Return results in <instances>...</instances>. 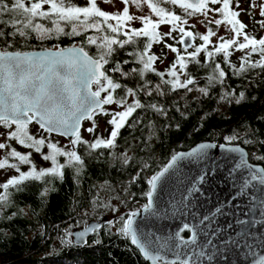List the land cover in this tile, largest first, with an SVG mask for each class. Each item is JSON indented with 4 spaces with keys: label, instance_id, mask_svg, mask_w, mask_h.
<instances>
[{
    "label": "snow or ice",
    "instance_id": "obj_1",
    "mask_svg": "<svg viewBox=\"0 0 264 264\" xmlns=\"http://www.w3.org/2000/svg\"><path fill=\"white\" fill-rule=\"evenodd\" d=\"M103 2L115 6V0ZM119 2L122 9L109 13L99 7L98 0H85L83 6L72 0H0V25L4 26L0 28V40L8 48L12 47L8 37L24 40L34 37L41 41L84 37L79 44H73L70 48L54 45L53 49L38 52L8 51L7 48L0 50V128L4 129L0 132V152L3 153L0 155V170L8 168L17 173L0 183V213L11 202V189L22 190L20 186L26 181L45 180L50 183L57 179L63 180L66 168H72L78 174L84 166L78 147L85 146L89 153L97 149L114 150L118 146L116 141L120 130L138 109H151L167 116L166 109L158 103L142 102L141 96H163L168 91L175 92L179 89L193 91L197 80L189 70L190 64L208 70L205 86L197 89L205 96L217 84H225L228 72L222 64L227 65L232 74L237 76H245L256 69L264 73V37L257 38L245 30L247 25L239 19L245 11L240 7V0ZM234 2L235 9H240L239 11L232 7ZM217 5L219 7H215ZM133 7L143 14L130 13V8ZM255 9H259L261 17L255 23L264 29V0H250L247 10L250 18L255 19ZM193 17H203L197 19L196 23L206 28L204 34L191 30L196 27V24H190ZM133 21L140 22L142 27H133ZM161 25H170L169 31H158ZM211 25H215V30ZM222 26L224 34L219 35ZM213 37H216L215 43L212 41ZM167 40L174 43H167ZM197 40L201 43L196 44ZM154 44H162L164 49L175 54L172 63L163 72L157 70L155 64L157 61L163 63L167 53H153L151 50ZM89 48H95V53L90 54L87 50ZM128 48L131 50L126 51V58L113 62L116 53ZM233 52L242 53L239 66L230 60ZM201 53L204 54L203 63L199 59ZM221 55L222 60L217 61L216 57ZM253 56L258 59H253ZM109 64L113 66L107 68L106 65ZM149 73L158 77L157 83L153 84L147 78ZM129 82H133L131 87L128 86ZM233 97L235 103L239 104L244 99V93L236 96L234 92L225 91L221 95V99L229 104ZM111 105L119 110L106 107ZM97 116L110 117L107 123L111 126V131L107 137L96 135ZM84 121H91V126L84 130L93 135L92 141L84 140L81 135ZM33 124L38 126L35 134L30 129ZM56 136L70 138L69 143L59 146V142L54 139ZM226 139L231 143L237 137L230 136ZM11 142L31 151L22 153ZM212 147L215 146L201 144L192 152L173 154L162 169L148 176V188L143 192L147 202L143 204L142 211L156 215L154 194L158 183L179 159L202 158L206 156L205 149ZM228 151L241 150L230 148ZM33 153L39 154L50 166L38 168L32 159ZM110 154L122 164H128L131 159L126 152ZM60 158H63V162ZM257 158L264 160V156ZM22 166H28V170H22ZM240 166L245 167L248 173L243 179L241 194L246 195L245 189H255L257 184L264 193V168L248 164L243 153ZM148 167L145 163L141 172ZM137 179L139 173L133 177L132 182L135 183ZM204 180L205 177L201 176L197 183H203ZM51 190L53 189L46 187L41 195L45 196ZM192 191H199V188L193 185ZM260 207L264 208V199L261 200ZM111 210L118 211L116 208ZM221 212V209H216L217 214ZM138 215L137 210H132L118 218V227L117 222L113 221H109V225L117 227L119 235L130 239L146 261H151L152 264H201L206 259L211 264L214 257L206 254L205 244L198 240L202 230L197 225L184 223L174 236L156 237L148 243L147 234L140 233L138 226L134 227V218ZM259 215L264 218V211ZM205 221L211 223L209 217H204L201 224ZM240 223L252 227L255 221L242 220ZM184 231L191 234L190 239L182 237L181 233ZM62 243L70 241L62 238ZM206 243L211 245L212 241L209 239ZM168 254L175 258L167 259Z\"/></svg>",
    "mask_w": 264,
    "mask_h": 264
},
{
    "label": "trees",
    "instance_id": "obj_2",
    "mask_svg": "<svg viewBox=\"0 0 264 264\" xmlns=\"http://www.w3.org/2000/svg\"><path fill=\"white\" fill-rule=\"evenodd\" d=\"M72 2L81 6L85 4V0ZM98 5L101 8L99 2ZM3 27L0 25V28ZM258 28V25H247L245 30L260 38L262 36ZM158 31L164 32L160 29ZM83 39V36H77L41 41L34 37L27 40L8 37L12 47L8 48L0 40V50H40L53 48L54 45L66 48L79 44ZM167 43L174 42L167 40ZM195 43L200 42L197 40ZM87 50L90 54L95 53V48ZM130 50L128 48L116 53L113 62L126 58V51ZM158 50L166 53L168 49H164L162 44H154L151 51L162 55ZM241 56V52H233L230 60L239 66ZM174 57L175 54L171 53L163 63L157 61L155 67L163 72ZM252 58L258 59L257 56ZM199 59L203 63V53ZM216 59L221 61L222 55ZM112 66L106 65L107 68ZM222 67L228 72L225 84H217L209 90L207 96L197 89L205 86L208 70L194 64L189 65V70L197 80L193 91L179 89L168 91L163 96H141L142 102L158 103L166 109L167 116L151 109H138L120 130L116 141L118 146L114 150L97 149L89 153L85 146L78 147L77 151L84 160L83 169L78 174L74 169L66 168L63 180L57 179L50 183L45 180L26 181L20 186L22 190L11 189V202L0 213V264H149L130 239L118 234V218L132 210H139L146 203V197L143 196L148 188L146 178L158 171L173 153L187 150L204 140L239 144L247 149L251 162L264 167V160L257 158L264 156V73L256 69L245 76H237L232 74L227 65L222 64ZM147 78L153 84L158 82V77L152 73ZM132 83L129 82L128 86L131 87ZM225 91L234 92L236 96L243 92L244 99L237 104L233 97L229 104L221 99ZM103 117L107 121L110 119ZM137 120L139 122L134 123ZM110 131L111 126L107 123L104 133L97 129L96 135L107 137ZM90 136L91 139L82 137L92 141L94 137L92 134ZM230 136H236L237 139L229 143L226 138ZM60 138L56 136L54 139L59 142ZM11 143L22 153L31 151L19 147L15 142ZM59 146L63 147L60 142ZM110 152L117 155L126 152L131 159L128 164H122ZM60 159L63 162V158ZM145 163L149 167L141 172ZM36 165L38 168L49 167L50 163L42 160ZM22 170L27 171L28 166H22ZM0 171H3L2 174L12 172L0 183L17 175L8 168ZM137 173L139 179L133 183L132 179ZM103 186L106 188L99 192ZM46 187L53 190L42 196ZM133 193L134 196L131 195ZM112 208L118 211L113 212ZM102 217L108 218L107 223L93 231L84 243L76 244L72 241L73 228ZM109 221L117 222V227L109 225ZM187 236L188 231H184L182 237ZM62 238L70 243H62Z\"/></svg>",
    "mask_w": 264,
    "mask_h": 264
},
{
    "label": "water",
    "instance_id": "obj_3",
    "mask_svg": "<svg viewBox=\"0 0 264 264\" xmlns=\"http://www.w3.org/2000/svg\"><path fill=\"white\" fill-rule=\"evenodd\" d=\"M62 138L68 141L70 139ZM201 144H211L215 147L205 149L206 156L202 158L179 159L174 168L158 183L154 194L156 215L144 213L141 207L137 210L139 215L134 218V227L138 226L140 233L147 234L148 243H151L156 237L174 236L184 223L197 225L202 230L198 240L205 244L206 254L214 257L211 264H261V261H264V218L259 213L264 211V208L260 207L264 193L257 184L255 189H245L246 195L241 194L243 179L248 175L246 168L240 166L241 153L248 164L264 167L251 162L248 151L243 146L212 140L201 141L187 150L173 154L192 152ZM230 148H238L241 151L229 152ZM172 155L160 169L170 161ZM201 176L205 177L204 182L197 183ZM193 185H196L199 191H192ZM217 208L222 210L221 214L216 213ZM204 217H209L211 223L205 221L201 224ZM242 220L255 221V224L252 227L242 225ZM107 221V217H102L73 228L72 241L76 244L84 243L93 229L100 228ZM183 238L190 239L191 234L188 232V236ZM209 239L212 241L211 245L206 243ZM138 251L145 260L139 249ZM174 258L171 254L167 255L169 260ZM146 262L152 264L151 261ZM201 264H208V261L205 259Z\"/></svg>",
    "mask_w": 264,
    "mask_h": 264
},
{
    "label": "rangeland",
    "instance_id": "obj_4",
    "mask_svg": "<svg viewBox=\"0 0 264 264\" xmlns=\"http://www.w3.org/2000/svg\"><path fill=\"white\" fill-rule=\"evenodd\" d=\"M98 2L100 4L101 8L103 10H105L106 12H109V13H113V12H116V11L122 9V4L119 2V0H115V6H113L111 4H106V3L103 2V0H98ZM249 2H250V0H249ZM215 7H218V5L215 6ZM240 7H241V9L247 10V7L249 8V3H247V6L246 5L244 6L243 5V1H240ZM145 11H147V10H145ZM243 12H245V11H243ZM130 13L135 14V15H142L143 14V13L137 11L134 7L133 8H130ZM253 16L255 17V19L250 18V16L245 12V13L241 14L239 18L241 19V21H244L245 24L249 25V24L253 23L259 17V9H255L253 11ZM217 18H219V17H217ZM197 19H203V17H193V18L190 19V24H196L195 29H191V30H194L196 32H199L201 34H204L206 32V28L202 24L196 23ZM132 26L133 27H136V28H140V27H142V24L140 22H138V21H133L132 22ZM211 27H213L214 30H215V25H211ZM169 28H170V25H161L159 29L160 30H163L164 32H167V31H169ZM259 32H260L261 36L264 37V29H262L260 26L258 28V33ZM218 34L219 35H223L224 34L223 26L220 28ZM212 41H213V43H215L216 37H213L212 38ZM199 42L201 43V41H199ZM158 52H162V51L161 50H158ZM164 52H166V51H164ZM166 53H167V56H170L171 55V53H170L169 50H167ZM106 107H109L111 109H116V106L115 105L106 106ZM116 110H119V109H116ZM96 121H97V124H98V128H97L98 131H100V133H104V131L106 129V126H107V119L104 118L103 116H97L96 117ZM90 126H91V121H85L84 122L83 128L81 130V134H82V136L84 138H87V139H91L92 138L90 136V134L87 131L84 130V129L90 127ZM30 129H31L32 133L35 134L36 129H37V125L30 126ZM2 131L3 130L0 128V132H2ZM59 142L63 146H65V145H67L69 143L68 140H66V139H64L62 137L60 138V141ZM45 151H47V149H45ZM2 154L3 153L0 152V155H2ZM32 159H33V161L35 163H39V162L42 161V159L40 158V155L39 154H36V153H33ZM1 172H3V171H0V180L1 181L6 180L7 177L12 174V172L11 173L10 172H5L4 174H2ZM105 188L106 187L103 186L102 189H99V192H103ZM113 203L115 204L114 200H113ZM76 228H78V227H76Z\"/></svg>",
    "mask_w": 264,
    "mask_h": 264
},
{
    "label": "flooded vegetation",
    "instance_id": "obj_5",
    "mask_svg": "<svg viewBox=\"0 0 264 264\" xmlns=\"http://www.w3.org/2000/svg\"><path fill=\"white\" fill-rule=\"evenodd\" d=\"M240 1H243V5L245 6H247V3H249V0H240ZM233 8L235 9V2L233 3ZM235 10H237V11H239V9H235ZM247 10H248V7H247ZM247 10H245V12L247 13ZM245 12H242L241 14H243V13H245ZM255 18V17H254ZM257 18V17H256ZM259 19H261V17L259 16L256 20H259ZM247 25V24H246ZM252 25H258V24H256L255 23V21L253 22V23H251V24H249L248 26H252ZM258 27H259V25H258Z\"/></svg>",
    "mask_w": 264,
    "mask_h": 264
}]
</instances>
